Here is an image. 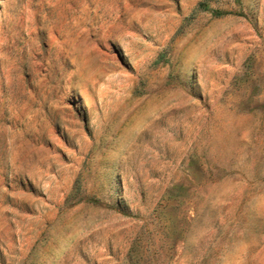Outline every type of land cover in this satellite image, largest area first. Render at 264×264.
<instances>
[{"label":"rangeland","instance_id":"rangeland-1","mask_svg":"<svg viewBox=\"0 0 264 264\" xmlns=\"http://www.w3.org/2000/svg\"><path fill=\"white\" fill-rule=\"evenodd\" d=\"M0 264H264V0H0Z\"/></svg>","mask_w":264,"mask_h":264},{"label":"trees","instance_id":"trees-1","mask_svg":"<svg viewBox=\"0 0 264 264\" xmlns=\"http://www.w3.org/2000/svg\"><path fill=\"white\" fill-rule=\"evenodd\" d=\"M206 5V4H205ZM206 7H207V5H206Z\"/></svg>","mask_w":264,"mask_h":264}]
</instances>
